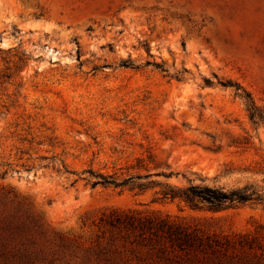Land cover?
<instances>
[{"label": "rangeland", "instance_id": "obj_1", "mask_svg": "<svg viewBox=\"0 0 264 264\" xmlns=\"http://www.w3.org/2000/svg\"><path fill=\"white\" fill-rule=\"evenodd\" d=\"M228 82L264 108V0H0V264H264L110 224L246 232L264 206L191 209L160 186L90 182L143 173L149 152L174 172L152 180L264 188V124Z\"/></svg>", "mask_w": 264, "mask_h": 264}, {"label": "trees", "instance_id": "obj_2", "mask_svg": "<svg viewBox=\"0 0 264 264\" xmlns=\"http://www.w3.org/2000/svg\"><path fill=\"white\" fill-rule=\"evenodd\" d=\"M153 65L161 71H166L159 63H153ZM228 83L234 87L235 94L244 100L248 119L251 123L264 124V108L258 107L251 94L239 84ZM233 143H238V141L233 140ZM150 163H153V169H155L153 172L148 166ZM136 166L144 169V172H137L125 177H119L116 173L105 174L89 170L90 182L93 186L99 184L121 189L136 188L141 192L160 186L161 188L158 190L159 198L177 199L191 209L219 211L239 204L264 206V188L258 189L252 183L225 188L224 186L209 185L203 183V181L193 183L189 180L186 185L179 186L152 180L150 177L154 175L169 178L174 175V172L172 170H158L161 167L160 163L156 162L153 159V155L149 152L146 158H137ZM110 224L123 225L133 229L137 228L141 231L146 229V231L165 238L173 249L175 248L185 253L200 252L211 256H229L235 253L255 254L258 252L264 258V226L260 224L256 225L252 231L225 234L208 232L195 225L171 219L169 216L141 219L132 213H123L122 216H115L110 219ZM243 264L251 263L243 262Z\"/></svg>", "mask_w": 264, "mask_h": 264}]
</instances>
